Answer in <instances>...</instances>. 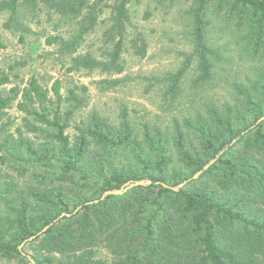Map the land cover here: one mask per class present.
Segmentation results:
<instances>
[{"label": "trees", "instance_id": "obj_1", "mask_svg": "<svg viewBox=\"0 0 264 264\" xmlns=\"http://www.w3.org/2000/svg\"><path fill=\"white\" fill-rule=\"evenodd\" d=\"M41 1L60 15H80L90 8L88 0ZM130 1L111 0L108 5L110 32L116 38L109 61L74 58L69 72L77 68L123 72L120 55L130 23ZM183 1L190 3L193 48L183 67L168 77L171 94L193 61L197 82L210 79L205 19L209 9L244 31L249 59H264V0ZM16 4L17 0L0 1V13L9 10L12 19ZM98 14L96 9L86 14L78 37L65 44L64 51L74 52L95 26ZM130 47L134 55L145 56L146 44L140 36ZM9 82L0 74V86ZM60 88V82L54 81L51 90L58 105ZM249 88L235 108L221 111L210 106L192 119L173 120L170 135L145 126L138 141L125 113L117 126L93 114L70 141L67 124L52 109L49 91L35 77L21 90L11 87L0 98V113L20 95L17 108L26 114L24 128L44 134L46 141L35 145L21 140L9 147L0 141V151L7 162L30 170L43 189L29 190L32 204L23 194L18 209L5 204L10 214L0 216V259L16 264H264V120L257 124L264 117V70ZM71 94L69 101L78 108L82 100ZM69 117L67 113L65 120ZM225 148L208 170L192 179ZM0 161L4 163L5 157L0 156ZM189 179L178 191L160 185L175 187ZM144 180L150 184L92 203L106 191ZM52 182L56 185L48 184ZM71 182L76 186L69 187L68 195L65 190ZM9 191V186L0 187V215ZM62 213L70 217L57 220ZM22 244L29 253L21 254ZM100 252H105L104 258Z\"/></svg>", "mask_w": 264, "mask_h": 264}, {"label": "rangeland", "instance_id": "obj_2", "mask_svg": "<svg viewBox=\"0 0 264 264\" xmlns=\"http://www.w3.org/2000/svg\"><path fill=\"white\" fill-rule=\"evenodd\" d=\"M2 1V0H0ZM10 1V0H4ZM88 7L81 14H58L48 3L36 0L34 5L17 0L15 14L9 10L0 13V74L9 83L0 86V98L11 87L20 90L27 86L31 77L49 91L53 110H58L62 123L67 124L65 134L73 141L78 129L86 124L91 115L117 126L121 115L126 114L135 139L140 141L144 127L157 128L165 135L171 134L173 120L192 119L203 114L210 106L224 111L226 106H238L243 94L264 70V59L251 60L244 50L241 30L233 21L206 13V43L211 52L210 79L197 82L196 63L193 61L180 79L175 93L171 94L168 77L177 73L191 53V19L187 15L190 3L183 0H131L128 5L130 23L125 33L120 62L123 72L96 68H77L70 71L74 58H86L107 63L116 38L110 32L111 0H88ZM92 9L99 11L95 26L75 46L73 53L64 51L65 44L78 37L85 25V16ZM9 23L5 28L4 24ZM140 36L146 44L144 57L134 55L130 42ZM140 39V38H139ZM52 40V44L47 41ZM61 84V103L58 105L51 90L54 81ZM71 92L82 103L78 108L69 101ZM20 95L0 113V141L8 147L21 140L37 145L46 141L41 133L27 132L23 126L26 114L17 108ZM70 113L68 121L66 114ZM128 155L125 153L124 157ZM0 161V187H10L1 207V217L9 215L6 206L18 209L20 194L29 204V190L43 189L31 177L30 170ZM55 176L50 173V178ZM55 186L54 182L48 183ZM75 183H70L65 191ZM17 199V200H16ZM23 253H29L22 246ZM105 252L99 257L104 258ZM0 264H16L15 260L0 259Z\"/></svg>", "mask_w": 264, "mask_h": 264}, {"label": "water", "instance_id": "obj_3", "mask_svg": "<svg viewBox=\"0 0 264 264\" xmlns=\"http://www.w3.org/2000/svg\"><path fill=\"white\" fill-rule=\"evenodd\" d=\"M262 120H264V117H262L261 119H259L257 121V124L260 123ZM227 148V147H226ZM226 148L224 150H222L213 160H211L202 170L198 171L193 177L192 179H197L203 172H205L206 170H208L210 168V166L219 158V156L226 150ZM189 180L185 181L184 183H182L181 185H178V186H175V187H171V186H168V185H165L163 183H160L161 186H163L164 188H167V189H170L172 191H178L184 184H186L187 182H189ZM150 184V181H135V182H129V183H126L124 184L120 189H115V190H109V191H106L102 194V196L100 197L99 200H95L94 202L92 203H98L99 201H103L105 200L108 196H116V195H123L125 194L127 191L135 188V187H142V186H147ZM91 202L88 203V204H92ZM80 207H78L79 209ZM77 209V210H78ZM68 218L70 217V214H66V213H62L57 220L59 219H62V218ZM55 220L54 223L57 221ZM51 225H48L46 227L43 228L42 232H45ZM34 237H36V235L30 237L29 239H27L24 243H26L27 241H31L32 239H34ZM23 246L20 245L18 247L19 250H21V247ZM22 255H25L24 253L21 252ZM27 259L29 260L30 263L33 262L32 258L30 256H27Z\"/></svg>", "mask_w": 264, "mask_h": 264}]
</instances>
